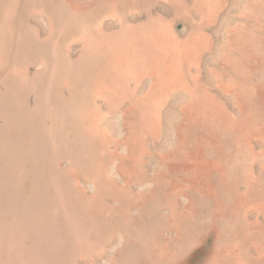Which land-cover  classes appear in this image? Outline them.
Returning a JSON list of instances; mask_svg holds the SVG:
<instances>
[{
  "label": "rangeland",
  "instance_id": "1",
  "mask_svg": "<svg viewBox=\"0 0 264 264\" xmlns=\"http://www.w3.org/2000/svg\"><path fill=\"white\" fill-rule=\"evenodd\" d=\"M152 262L264 264V0H0V264Z\"/></svg>",
  "mask_w": 264,
  "mask_h": 264
},
{
  "label": "bare ground",
  "instance_id": "2",
  "mask_svg": "<svg viewBox=\"0 0 264 264\" xmlns=\"http://www.w3.org/2000/svg\"><path fill=\"white\" fill-rule=\"evenodd\" d=\"M71 11H72V10H71ZM74 11H75V10H74ZM62 12H63V11H62ZM72 12H73V11H72ZM85 12L87 13V11H85ZM63 14H64V13H63ZM63 14H62V15H63ZM69 14H70V16H71V13H69ZM72 14L75 15L74 12H73ZM66 16H67V15H66ZM76 16H77V14H76ZM76 16H75V17H76ZM67 18H68L67 20L69 21V17H67ZM71 19H75L74 16H73V18H71ZM77 19H78V18H77ZM77 19H76L75 22L78 21ZM67 20H66V21H67ZM86 20H87V19H86ZM64 21H65V20H64ZM71 21H72V20H71ZM79 21H81V20H79ZM183 30H184V29H183ZM181 31H182V30H181ZM251 33H252V32H251ZM251 35H252V34H251ZM249 43H250V41H249ZM105 64H106V63H105ZM101 65H102V64H101ZM99 67H100V66H99ZM251 78H252V77H251ZM86 79H87V78H86ZM251 87L253 88V86H251ZM251 87H250V88H251ZM257 106H258V105H257ZM261 113H262V112H261ZM262 114H263V113H262ZM208 120H209V119H208ZM216 121H217V120H216ZM201 122H202V121H201ZM200 124H202V123H200ZM202 125H203V124H202ZM198 127H199V126H198ZM196 128H197V127H196ZM197 129H198V128H197ZM212 144H213V143H212ZM224 145H225V144H224ZM147 256H148V255H147ZM132 258H133V257H132ZM132 258H131V259H132ZM134 260H135V259H134ZM139 263H140V261H139ZM152 263L154 264V262H152ZM152 263H151V264H152Z\"/></svg>",
  "mask_w": 264,
  "mask_h": 264
}]
</instances>
